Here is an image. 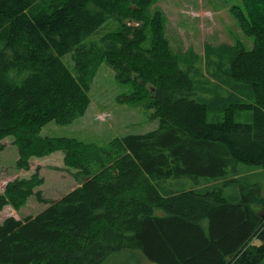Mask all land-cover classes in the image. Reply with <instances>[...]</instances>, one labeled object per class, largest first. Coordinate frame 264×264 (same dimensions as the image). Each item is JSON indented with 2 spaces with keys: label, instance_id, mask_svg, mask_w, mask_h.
I'll use <instances>...</instances> for the list:
<instances>
[{
  "label": "trees",
  "instance_id": "1",
  "mask_svg": "<svg viewBox=\"0 0 264 264\" xmlns=\"http://www.w3.org/2000/svg\"><path fill=\"white\" fill-rule=\"evenodd\" d=\"M156 1L0 0V151L12 137L15 167L26 171L31 158L60 151L78 182L57 200L36 189L44 182L39 167L5 184L0 212L18 211L31 196L47 206L0 222V264H141L144 258L260 264L264 258V195L256 185L246 190L236 168L264 169V0L229 8L252 48L225 45L236 50L227 71L235 100L212 122L210 108L224 99L201 97L178 67L161 10L149 12ZM110 23L115 30L97 34ZM102 62L130 87L119 101L144 103L157 127L105 147L40 136L51 121L66 125L85 115ZM246 88L252 102H243ZM246 110L250 122H236L235 114ZM180 178L204 187L164 189Z\"/></svg>",
  "mask_w": 264,
  "mask_h": 264
},
{
  "label": "rangeland",
  "instance_id": "2",
  "mask_svg": "<svg viewBox=\"0 0 264 264\" xmlns=\"http://www.w3.org/2000/svg\"><path fill=\"white\" fill-rule=\"evenodd\" d=\"M241 0H157L150 8V13L158 9L164 17V35L178 61V67L187 73L194 90L206 100L217 97L224 99L225 105L215 103L210 108L207 121H220L224 115V107L233 103L231 86L234 80L228 75L230 62L236 53L234 48L238 42L246 50L252 48V38L243 35L235 19L230 13V7L240 5ZM115 24H107L101 28L98 35L115 30ZM65 63L72 67L70 57H65ZM115 71L105 62L98 66L89 94L90 104L85 115L66 125L49 122L42 127L40 136L74 138L87 144L105 147L116 138L128 134H144L154 130L157 122L150 118L151 111L144 103L130 105L119 101V97L130 92V87L115 80ZM241 84V83H238ZM249 89H244L243 102H252ZM251 95V93H250ZM236 122H250L251 111H240L235 114ZM12 137L4 140V149L0 151V193L5 184L15 178H27L39 167V176L43 184L36 188L43 197L51 200L61 198L78 185L73 177L74 171L63 164V153L58 151L47 157L31 158L30 170L17 169L15 158L16 148L12 145ZM241 181L246 190L256 185L264 195V169L238 165ZM167 183L169 190H178L181 184L174 179ZM193 184L192 181L188 182ZM165 189V188H164ZM233 192L239 190L233 189ZM31 196L26 205L18 211L5 206L0 212L1 218L13 216L24 219L34 216L47 205L36 202ZM260 264H264V258Z\"/></svg>",
  "mask_w": 264,
  "mask_h": 264
},
{
  "label": "crops",
  "instance_id": "3",
  "mask_svg": "<svg viewBox=\"0 0 264 264\" xmlns=\"http://www.w3.org/2000/svg\"><path fill=\"white\" fill-rule=\"evenodd\" d=\"M155 122H157L156 120H155ZM157 127V125H155V128ZM154 128V129H155ZM5 140V139H4ZM4 140H2V143L4 144ZM9 142H11L12 143V141H9ZM15 160H17V157L15 158ZM31 164V163H30ZM176 182H179L180 184H181V188H180V190H191V189H193V187L194 188H201V187H204V185H197V186H195L194 185V183L191 185V184H189L188 182L190 181L189 179H184V178H180V179H174ZM169 182H171L170 180L167 182V183H169ZM208 185H215V182H213V183H207ZM165 189H167V190H169V187H164ZM164 191V190H163ZM156 214H160V211H158V210H156ZM4 218H6V216L5 217H3V218H1V221L4 219ZM141 264H156V262H154V261H150V260H148V259H143V261H142V263ZM158 264V263H157Z\"/></svg>",
  "mask_w": 264,
  "mask_h": 264
}]
</instances>
